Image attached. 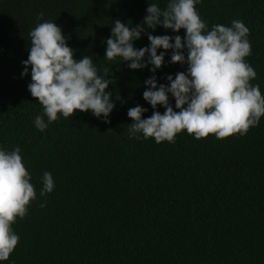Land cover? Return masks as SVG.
I'll return each instance as SVG.
<instances>
[{
    "label": "trees",
    "instance_id": "16d2710c",
    "mask_svg": "<svg viewBox=\"0 0 264 264\" xmlns=\"http://www.w3.org/2000/svg\"><path fill=\"white\" fill-rule=\"evenodd\" d=\"M169 2L0 0V150L20 148L37 194L12 225L20 240L0 264H264V117L247 134L223 140H197L186 131L174 143L157 144L142 133L130 138L128 110L147 109L143 119L153 113L143 99L153 73L151 65L132 70L120 58L107 60L106 40L115 20L135 27L149 4L164 10ZM196 9L208 30L234 19L249 28L245 60L257 73L250 83L264 95V0H199ZM43 22L61 27L75 59L90 56L114 81L106 89L115 104L110 123L91 111L48 123L28 91L31 68L21 75L29 33ZM144 27L156 36L186 35ZM147 34L135 48L150 45ZM186 70L166 52L155 72L158 86ZM169 101L175 110L170 94ZM37 116L48 125L44 131L35 126ZM45 172L55 187L41 196Z\"/></svg>",
    "mask_w": 264,
    "mask_h": 264
},
{
    "label": "clouds",
    "instance_id": "9594fccd",
    "mask_svg": "<svg viewBox=\"0 0 264 264\" xmlns=\"http://www.w3.org/2000/svg\"><path fill=\"white\" fill-rule=\"evenodd\" d=\"M197 3L199 0H170L164 10L151 3L142 24L135 27L119 19L114 21L111 36L106 40L105 58H120L132 70L151 65L149 70L153 73L144 82L143 92L153 113L143 119L147 109L137 105L128 110L132 120L130 138L139 139L137 134L142 133L145 139L154 138L157 144L174 143L177 134L186 131L197 140L210 135L223 140L247 134L264 117V95L258 84L250 83L257 73L245 60L252 51L247 39L249 28L234 19L230 27L216 24L208 30L196 9ZM145 25L153 32L159 26L174 33L184 30L186 35H151L145 32ZM142 34H147L150 45L137 49L133 42ZM29 35V55L22 62L21 75L27 76L31 68L28 91L43 106L48 123L57 121L58 114L69 118L89 111L110 123L108 117L115 104L111 102L112 93L106 89L114 81L99 74L90 56L75 59L74 50L55 22L40 23ZM158 49L164 51L158 55ZM168 51L171 63L186 64L187 70L176 73L175 78L167 76L168 86H158L155 72L164 66ZM169 94L175 100V110ZM157 106L164 107L163 114L156 110ZM34 123L40 131L48 126L43 116H37ZM42 180L40 195L44 196L54 190L55 183L49 172L43 174ZM30 181L20 148L0 150V261L9 260L19 243L20 237L12 225L17 218L26 217L30 203L37 198Z\"/></svg>",
    "mask_w": 264,
    "mask_h": 264
}]
</instances>
